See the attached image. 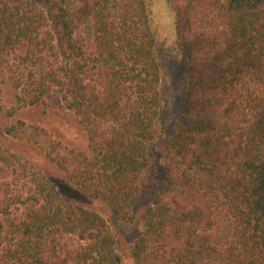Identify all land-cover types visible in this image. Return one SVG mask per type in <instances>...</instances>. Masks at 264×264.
I'll return each mask as SVG.
<instances>
[{
    "label": "trees",
    "instance_id": "1",
    "mask_svg": "<svg viewBox=\"0 0 264 264\" xmlns=\"http://www.w3.org/2000/svg\"><path fill=\"white\" fill-rule=\"evenodd\" d=\"M170 2L187 74L165 135L151 0H0V264H123L113 219L135 264H264V0ZM50 106L59 139L18 118Z\"/></svg>",
    "mask_w": 264,
    "mask_h": 264
},
{
    "label": "rangeland",
    "instance_id": "2",
    "mask_svg": "<svg viewBox=\"0 0 264 264\" xmlns=\"http://www.w3.org/2000/svg\"><path fill=\"white\" fill-rule=\"evenodd\" d=\"M30 1L38 8H43L42 0ZM151 2L154 15L153 27L158 40L156 57L162 67V107L157 124L165 135H170L181 121L185 108V92L182 82L187 74V61L176 51V16L170 0H151ZM4 93L7 100L13 95L9 88H5ZM56 110L57 108L53 106L27 109L20 112L18 118L28 122H41L43 120L50 133L59 139L62 136L61 133L67 132L69 134L73 126L63 122ZM14 149L29 159L38 171L49 175L55 182H59L62 178L58 169L45 159L35 147L16 144ZM163 178L164 159L159 150V145L155 144L152 153V166L143 180L147 188L142 203L144 207L149 205L152 190L160 186ZM112 223V228L117 231L118 237L121 239L119 251L123 258V264H135L131 256V243L137 234V229L116 219H113Z\"/></svg>",
    "mask_w": 264,
    "mask_h": 264
}]
</instances>
